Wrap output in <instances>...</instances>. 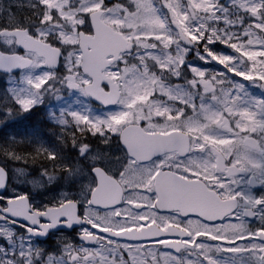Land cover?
<instances>
[{"label": "snow or ice", "instance_id": "obj_1", "mask_svg": "<svg viewBox=\"0 0 264 264\" xmlns=\"http://www.w3.org/2000/svg\"><path fill=\"white\" fill-rule=\"evenodd\" d=\"M0 71L77 97L0 145V264H264V0H0Z\"/></svg>", "mask_w": 264, "mask_h": 264}, {"label": "flooded vegetation", "instance_id": "obj_2", "mask_svg": "<svg viewBox=\"0 0 264 264\" xmlns=\"http://www.w3.org/2000/svg\"><path fill=\"white\" fill-rule=\"evenodd\" d=\"M64 93L63 96H67ZM87 103V101H85ZM62 107L61 101H56L53 99L51 103L46 101L45 105L38 107L30 113H22L18 116L5 118L3 113H0V145L4 144L6 141H10L13 137L17 140L25 139L33 134L40 136L44 141L54 142L56 140V133L58 129L54 127L53 123L48 119V111L50 109H58ZM93 143H98L95 138H91ZM23 151V150H21ZM8 167L10 169L15 168H27L29 171L36 174L40 167V161L33 162L29 160L27 164L12 163L10 162ZM13 182L10 181L9 187ZM29 186L23 187L22 191L26 190ZM49 197V196H48ZM48 197L44 199L46 202ZM74 234V233H73Z\"/></svg>", "mask_w": 264, "mask_h": 264}, {"label": "rangeland", "instance_id": "obj_3", "mask_svg": "<svg viewBox=\"0 0 264 264\" xmlns=\"http://www.w3.org/2000/svg\"><path fill=\"white\" fill-rule=\"evenodd\" d=\"M2 2L7 3L8 0H2ZM17 75H18V73H17ZM7 82H8V74L3 75V76L0 77V95H2L4 93V91L6 90V88L9 86ZM256 91L259 92L260 90L256 89ZM76 98L77 97L72 95L71 92H68L67 96L65 95L63 101H61L62 102V107H64L66 103L67 104H73V101H75ZM73 107H76V105L73 104ZM12 182L13 183L11 184L10 190H11L12 187H15L18 191H22L23 187H27L28 186V185L23 184L21 182V180H17L15 178H13ZM50 195H52V193H45L44 196H43V199H46ZM40 199H41V197L37 196V200H40ZM61 235L72 236V235H75V234H73L72 232L57 233L55 236L52 237L51 240L46 241L45 246L53 244L55 242V240Z\"/></svg>", "mask_w": 264, "mask_h": 264}, {"label": "trees", "instance_id": "obj_4", "mask_svg": "<svg viewBox=\"0 0 264 264\" xmlns=\"http://www.w3.org/2000/svg\"><path fill=\"white\" fill-rule=\"evenodd\" d=\"M25 146H21V149L20 150H24ZM32 161V160H31Z\"/></svg>", "mask_w": 264, "mask_h": 264}, {"label": "water", "instance_id": "obj_5", "mask_svg": "<svg viewBox=\"0 0 264 264\" xmlns=\"http://www.w3.org/2000/svg\"><path fill=\"white\" fill-rule=\"evenodd\" d=\"M0 74H7V73H4V72L0 71Z\"/></svg>", "mask_w": 264, "mask_h": 264}]
</instances>
